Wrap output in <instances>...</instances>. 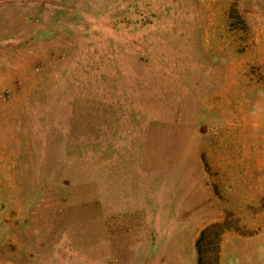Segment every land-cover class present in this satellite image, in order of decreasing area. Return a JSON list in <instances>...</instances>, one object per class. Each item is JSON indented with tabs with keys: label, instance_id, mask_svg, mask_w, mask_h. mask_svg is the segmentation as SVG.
<instances>
[{
	"label": "rangeland",
	"instance_id": "rangeland-1",
	"mask_svg": "<svg viewBox=\"0 0 264 264\" xmlns=\"http://www.w3.org/2000/svg\"><path fill=\"white\" fill-rule=\"evenodd\" d=\"M224 158L251 210L228 209ZM110 165L161 168L145 201L176 190L194 224L146 227L123 181L111 212ZM263 226L264 0H0V264H261Z\"/></svg>",
	"mask_w": 264,
	"mask_h": 264
},
{
	"label": "crops",
	"instance_id": "crops-1",
	"mask_svg": "<svg viewBox=\"0 0 264 264\" xmlns=\"http://www.w3.org/2000/svg\"><path fill=\"white\" fill-rule=\"evenodd\" d=\"M213 111L212 109H210L209 112ZM222 115L224 116V114L222 113ZM223 118V123L226 124L227 123V119ZM126 135V133H125ZM113 147L109 148V152ZM228 159V158H227ZM230 161H226V159L224 158L222 161V167H223V180H222V194L223 196H227L228 199V209L231 211H248L249 209H252V206H257L258 203V198L257 197H252L251 195H248L247 191H250L251 193H253L255 196L259 197V188L257 187V184L254 182L256 181L255 179V175L254 174H248L246 172H238L236 174L231 173L230 170ZM153 171V172H150ZM162 173V169L159 167H154L152 169H144L140 168L139 170L136 171V174L133 175V177H136V182L133 181L132 183H128V180L133 179V177L131 178L128 175V170L127 168H123L122 171L116 170L114 172V167L112 165H110V168H108L107 170V174H103L102 172L98 171L96 176L97 179L99 178V180H107L109 182L108 185V189L105 191L107 192V197H109V199H111V205L109 204H105L107 206H110V211L114 212L113 210L117 209V205L112 203L113 201V195L114 192L116 191V193L119 191L116 189V184L118 181H123L125 183V186L123 188V190H125L127 188V184H128V188H131L133 191L135 190H141L142 191V197H141V203L136 204V207H132V211H136L139 213H142V216L146 217V227H150L151 225L154 227H164L166 225H168V227H173V228H178V227H182L185 226V224L188 225V223H191L192 220L191 219H179L177 218V214L179 212H181L183 209L185 210H191L192 208H190L189 206H185L183 208L182 203L180 198H178V193H176V190L174 192V198L173 201H170V205L167 208V204H165V200H160L158 202H152L149 203L147 201H145L144 199V195H143V190L144 189H149V185L150 182H148V178H150V176L154 177L152 178V181L154 183H151L152 188L159 192L161 190L162 187V181L163 179L160 177ZM156 176V177H155ZM190 176V177H189ZM206 178V177H205ZM179 179L183 182V185L185 186V188L187 187L188 189H191V187H194L192 182L193 179H195L194 175L192 176L191 174H186L185 178L180 176ZM113 180V182H112ZM207 180V178H206ZM258 180H260V177L258 178ZM253 182V183H252ZM205 184V192L207 195H209L210 200L213 199V195H214V185H208ZM181 186V185H179ZM179 186H176V189L179 188ZM122 190V191H123ZM192 196V194H191ZM190 195H186L185 196V200L190 199ZM209 198L206 200L207 204H206V208H208V202H209ZM166 205V207L162 206V205ZM104 206V207H107ZM130 209V208H129ZM129 209H124L125 211H129ZM259 209V208H258ZM170 212V216L167 219L166 216L164 217V213L166 215V212ZM208 211V209H207ZM154 214L155 217H151V215ZM151 217V220H150ZM207 221H210V218H207ZM152 223V224H151ZM144 226V223H143ZM264 228V226H263ZM264 232V231H262ZM231 237H229V242L230 244H233V240L236 242H239L241 239H243L242 236L240 235H230ZM178 236L177 235H173L168 241V242H172L173 244V251L170 253L171 257L170 258H174L176 259L177 257H179L180 259H184L185 257L183 256V252H177V248H178ZM231 238V239H230ZM145 243H151L150 239L148 237L145 238ZM189 246V257H193L195 258V248H194V243L193 241H190L188 243ZM224 247V245H223ZM148 249H150V247H148ZM165 252V251H164ZM173 253V255H172ZM232 254V255H231ZM229 257H225V256H221V260L219 264H237L239 262V260L242 259L241 256V251L238 250L234 253H230ZM234 255V256H233ZM157 257L158 259H165L167 256H164L163 254L161 255H155L153 253H151L150 250L147 251V259L148 261L151 258ZM231 259L235 260L234 263L231 262ZM238 261V262H237ZM193 264V263H191ZM195 264V262H194ZM261 264H264V262H262Z\"/></svg>",
	"mask_w": 264,
	"mask_h": 264
},
{
	"label": "trees",
	"instance_id": "trees-1",
	"mask_svg": "<svg viewBox=\"0 0 264 264\" xmlns=\"http://www.w3.org/2000/svg\"><path fill=\"white\" fill-rule=\"evenodd\" d=\"M197 244H198V241H197Z\"/></svg>",
	"mask_w": 264,
	"mask_h": 264
}]
</instances>
